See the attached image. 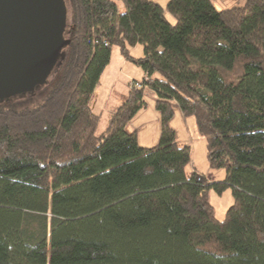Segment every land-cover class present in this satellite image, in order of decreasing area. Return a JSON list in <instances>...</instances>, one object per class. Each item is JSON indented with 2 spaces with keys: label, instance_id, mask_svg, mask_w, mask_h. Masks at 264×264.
Returning <instances> with one entry per match:
<instances>
[{
  "label": "trees",
  "instance_id": "obj_1",
  "mask_svg": "<svg viewBox=\"0 0 264 264\" xmlns=\"http://www.w3.org/2000/svg\"><path fill=\"white\" fill-rule=\"evenodd\" d=\"M242 1L168 0L172 22L151 0L67 1L69 45L46 90L0 103V264H264V0ZM113 46L144 76L97 133ZM144 89L160 116L149 148L125 127ZM174 105L222 179L187 170ZM229 188L217 220L208 191Z\"/></svg>",
  "mask_w": 264,
  "mask_h": 264
},
{
  "label": "water",
  "instance_id": "obj_2",
  "mask_svg": "<svg viewBox=\"0 0 264 264\" xmlns=\"http://www.w3.org/2000/svg\"><path fill=\"white\" fill-rule=\"evenodd\" d=\"M67 0H0V103L33 93L69 45Z\"/></svg>",
  "mask_w": 264,
  "mask_h": 264
},
{
  "label": "crops",
  "instance_id": "obj_3",
  "mask_svg": "<svg viewBox=\"0 0 264 264\" xmlns=\"http://www.w3.org/2000/svg\"><path fill=\"white\" fill-rule=\"evenodd\" d=\"M153 2H156L158 5H160L163 9V14L165 15V18L168 19V21L172 22V17L165 12L166 8V2L168 0H151ZM216 6L219 8H225L229 7L233 4L240 5L242 4V0H216ZM130 52L133 54L135 51H141L140 45H134V47L129 49ZM127 60H121L120 65L118 66V69L113 70V68L110 67L109 64L104 68L103 74L99 80L98 85L96 86V95L97 99L94 104V107L99 106V112H103L105 116L112 111L115 110V108L118 106V104L126 97V92L128 90L127 81L124 83H120L118 80V74L125 77L131 74H126L123 72V68L126 66ZM119 70V71H118ZM140 73H138L136 76H132V79L136 80V78L141 79L144 76L143 71L139 70ZM130 77V76H129ZM153 78H160L159 74H152ZM118 82L120 83V86H118ZM147 102L146 107L139 109L134 116L127 122L126 130L133 131L135 130L137 142L142 147L149 148L150 146H153L157 143L159 138V131H160V116L158 112L154 108V96L153 94L147 90ZM185 117L182 113L179 112L178 108L174 105V112L173 117L169 121L170 127L174 130V136L175 141L179 145H187L190 147V154L193 152L194 148L196 147L195 144L197 142H203L204 139L200 134H198L196 129V136L192 133V126L191 124L194 123V120L190 122V118ZM193 119V118H192ZM191 123V124H189ZM196 126V124H195ZM196 128V127H195ZM194 168H191L190 171H192ZM196 170V169H194ZM197 171V170H196ZM213 170L207 169L205 173H202L205 178H214L211 176ZM198 172V171H197ZM199 173V172H198ZM217 178V180L222 179ZM216 181V179H212Z\"/></svg>",
  "mask_w": 264,
  "mask_h": 264
},
{
  "label": "rangeland",
  "instance_id": "obj_4",
  "mask_svg": "<svg viewBox=\"0 0 264 264\" xmlns=\"http://www.w3.org/2000/svg\"><path fill=\"white\" fill-rule=\"evenodd\" d=\"M68 1V0H67ZM216 0H212V2H215ZM118 10L122 11L123 7L121 6L120 2L116 3ZM131 53V52H130ZM132 54V53H131ZM142 52L141 51H135V53L132 54L133 57L135 56H141ZM125 58L121 55L120 51L118 50L117 46H113L111 48V55H110V59L109 62L110 67L114 69H118V66L120 65L121 60H124ZM141 70L136 64L134 65L132 62L127 61L126 66L123 68V72L126 74H131L125 77L121 76L120 74H118V80L120 83H124L125 81H127V85L130 83L132 79V76H136L138 73H140ZM119 71V70H118ZM130 76V77H129ZM54 77V74H52V76H50L48 78V80L44 83L41 84L40 86H38V89H36L33 93H28L27 95L23 96V97H18L16 96V98L14 100L9 101L8 103H12L13 105H27L30 104L36 100H38V97L46 90L48 84L50 83V81L52 80V78ZM136 80H141L139 78H136ZM118 82V86H120V83ZM136 87V83L134 84ZM148 89H144L143 93H144V98H145V102H147V91ZM96 91V89H95ZM99 106L94 107V111L95 112H99L98 109ZM100 119L98 121L97 124V130L96 132L99 133L101 131H103L105 128V123H106V117L105 114L103 112L100 111ZM190 118V119H189ZM188 119L190 120V122L193 121L192 117H189ZM191 124V123H189ZM192 128V133L193 135H197L196 133V126L195 124H191ZM141 146V145H140ZM195 148L193 150V152H191V154L189 155L190 157V162L187 165V170L190 171L191 168L196 169L199 174L205 173L207 169H209V167H207V163H206V156H205V145H204V141L203 142H197L195 144ZM192 170V171H196V170ZM196 171V172H197ZM197 172V173H198ZM211 174V176H213L216 181L217 178H221V176H223L224 174V170L222 169H217V170H213ZM214 178H210V180L214 179ZM208 200L212 206V209L214 211V217L219 220L221 218H223L224 212L226 211V208L229 207V205L232 203L233 199H232V194H231V189H226L224 192H222L221 194H216L212 189H210L208 191Z\"/></svg>",
  "mask_w": 264,
  "mask_h": 264
},
{
  "label": "built area",
  "instance_id": "obj_5",
  "mask_svg": "<svg viewBox=\"0 0 264 264\" xmlns=\"http://www.w3.org/2000/svg\"><path fill=\"white\" fill-rule=\"evenodd\" d=\"M136 86L139 87L140 86V83L139 82H136Z\"/></svg>",
  "mask_w": 264,
  "mask_h": 264
}]
</instances>
